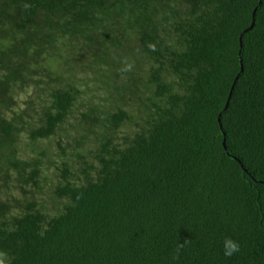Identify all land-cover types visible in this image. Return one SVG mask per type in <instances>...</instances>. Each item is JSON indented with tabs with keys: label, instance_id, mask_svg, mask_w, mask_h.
<instances>
[{
	"label": "trees",
	"instance_id": "1",
	"mask_svg": "<svg viewBox=\"0 0 264 264\" xmlns=\"http://www.w3.org/2000/svg\"><path fill=\"white\" fill-rule=\"evenodd\" d=\"M0 261L264 264V0H0Z\"/></svg>",
	"mask_w": 264,
	"mask_h": 264
},
{
	"label": "rangeland",
	"instance_id": "2",
	"mask_svg": "<svg viewBox=\"0 0 264 264\" xmlns=\"http://www.w3.org/2000/svg\"><path fill=\"white\" fill-rule=\"evenodd\" d=\"M34 87V86H33ZM45 90V89H44ZM43 90V91H44ZM84 90L86 91L87 89L84 88ZM40 91L39 88H32V90L28 93L27 98H37L38 95H41L43 98L47 97V91ZM102 94V93H101ZM100 93L94 92V94L92 93H88L87 95V99H90L93 103H98L101 104V100H99V97L102 96ZM25 107V106H23ZM78 112H75L77 118H81V116L79 115ZM77 124L72 120L69 124L65 125L63 127L62 130H60L58 132L57 137L53 138L51 141H47L45 142L46 145L50 144L51 146V157H53L56 161V163L59 164L60 160L57 157V143L58 141H61L64 147H67L72 143L76 128L74 126H76ZM27 136V135H26ZM26 136H23V140H27ZM41 146V143H40ZM72 149L68 148V152H71ZM56 166H51L48 167L46 171H44V180H47V184H45V182H42V188H43V193H39L36 191L35 187L33 185L28 186L26 189L28 191H30V194H28L27 196H24L21 192H14V197H16L17 199L21 200V201H25V200H40L42 203H44V206L46 208V211L50 214H54V209H55V202L52 200L51 198V192H50V188L52 187L53 182L56 183L57 180L55 178L56 176ZM42 179V180H43ZM41 188V189H42ZM56 211V210H55Z\"/></svg>",
	"mask_w": 264,
	"mask_h": 264
},
{
	"label": "clouds",
	"instance_id": "3",
	"mask_svg": "<svg viewBox=\"0 0 264 264\" xmlns=\"http://www.w3.org/2000/svg\"><path fill=\"white\" fill-rule=\"evenodd\" d=\"M182 248L183 245H180ZM241 251V245L239 241L231 238V237H226L223 240V255L226 259H230L236 254L240 253ZM0 264H3L2 261H0Z\"/></svg>",
	"mask_w": 264,
	"mask_h": 264
},
{
	"label": "water",
	"instance_id": "4",
	"mask_svg": "<svg viewBox=\"0 0 264 264\" xmlns=\"http://www.w3.org/2000/svg\"><path fill=\"white\" fill-rule=\"evenodd\" d=\"M262 4V2H260V5ZM257 9H255L254 13H253V23H252V26L250 29H252L254 26H255V22H256V14H257ZM249 29V30H250ZM233 90H234V87L232 88L230 94H229V98H228V101H227V105L226 107H228L229 103H230V100H231V97H232V94H233ZM221 122V121H220ZM224 146L226 147V141H224Z\"/></svg>",
	"mask_w": 264,
	"mask_h": 264
}]
</instances>
